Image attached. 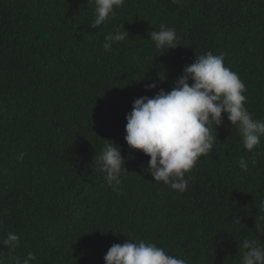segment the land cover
Masks as SVG:
<instances>
[{"label": "trees", "instance_id": "trees-1", "mask_svg": "<svg viewBox=\"0 0 264 264\" xmlns=\"http://www.w3.org/2000/svg\"><path fill=\"white\" fill-rule=\"evenodd\" d=\"M89 0H0V241L20 237L0 264H105L115 243H156L188 264H241L242 242L264 245V137L251 152L227 120L212 134L183 193L157 183L150 156L129 149L126 115L196 55L223 54L264 120V0H125L100 27ZM163 24L180 45L161 53L149 37ZM114 30L125 40L103 49ZM166 80L160 81L159 75ZM157 82V88L144 85ZM105 139L125 160L119 191L97 171ZM23 154V159H20ZM247 170L239 167L240 158Z\"/></svg>", "mask_w": 264, "mask_h": 264}, {"label": "clouds", "instance_id": "clouds-1", "mask_svg": "<svg viewBox=\"0 0 264 264\" xmlns=\"http://www.w3.org/2000/svg\"><path fill=\"white\" fill-rule=\"evenodd\" d=\"M94 3V19L89 23L93 28L100 27L116 9L122 8L125 0H89ZM182 4V0H171ZM126 32L114 30L104 36L103 49L111 51L114 43L126 38ZM150 39L161 53L180 45L179 37L173 28L163 24L159 30L149 32ZM160 81L166 76L159 75ZM157 82L144 85L145 89L157 88ZM247 91L237 73L224 64L223 54L214 55L211 51L196 55L193 63L185 65L170 91L160 88L152 97L147 95L135 98L131 111L126 115L124 137L129 149L141 150L150 156L148 167L154 181L162 182L171 189L183 193L187 190L192 170L201 156H207L213 149L217 136L213 130L223 125L225 115L231 126L238 129L244 148L251 152L264 137V120L254 119L245 107ZM105 139L101 152L94 156L97 171L114 191H119L125 160L120 147ZM20 159H23L21 154ZM241 170H247V162L241 157ZM259 232H264L259 224ZM9 250L19 247L20 237L8 233L0 241ZM37 257L29 252L27 258H16V264H34ZM105 264H188L177 256L167 254L156 243H146L143 239L130 237L123 244H113L104 255ZM241 264H264V245L256 241L242 242Z\"/></svg>", "mask_w": 264, "mask_h": 264}]
</instances>
